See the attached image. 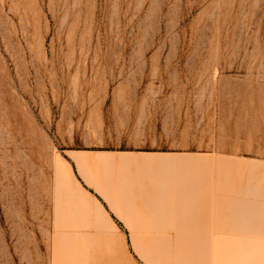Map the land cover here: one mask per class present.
<instances>
[{"label":"rangeland","instance_id":"1","mask_svg":"<svg viewBox=\"0 0 264 264\" xmlns=\"http://www.w3.org/2000/svg\"><path fill=\"white\" fill-rule=\"evenodd\" d=\"M0 264H264V0H0Z\"/></svg>","mask_w":264,"mask_h":264},{"label":"bare ground","instance_id":"2","mask_svg":"<svg viewBox=\"0 0 264 264\" xmlns=\"http://www.w3.org/2000/svg\"><path fill=\"white\" fill-rule=\"evenodd\" d=\"M116 161V160H115ZM114 161V162H115ZM117 162V161H116ZM115 162V163H116ZM116 166V165H115ZM89 168H90V170H92V171H94L95 169H93L92 167H90L89 166ZM88 168V169H89ZM89 171V170H88ZM96 171V170H95ZM90 172V171H89ZM90 174H92L91 175V177H92V180L94 181V186H95V189H96V191L97 192H99L101 195H102V197L104 198V199H106L107 201H108V203L110 204V206H111V208L113 209H115V210H117V212H118V214L121 216V217H123V219L124 220H126V222L127 221H131L132 220V222H133V219H135V220H137V219H141V218H143V216H145V215H141L140 216V214L141 213H135V212H131L129 209H127V208H123V202L121 201V200H119V199H116L115 200V197H114V200H110L109 199V195H110V192H109V189H108V187H110L109 186V183L106 181V180H103L102 179V177H100V176H98V175H96L95 174V172H93V173H91L90 172ZM114 179H115V177H114ZM114 186V188H115V185H113ZM133 192H134V190H133ZM113 193H115V190H114V192ZM90 195V197L89 196H86L87 197V199H88V201H90V202H92L93 203V205H94V208L96 209V212H97V215H98V217L103 221V222H105L106 223V225H107V231H106V236L107 237H109L110 239H117V238H120V230H119V228L113 223V221L111 220V218H110V216H109V214H108V212L105 210V208L103 207L104 205H102L101 204V202L97 199V198H95L94 196H92V194H89ZM173 195V194H172ZM172 195H171V197H172ZM113 196H115V195H113ZM132 198H133V196H132ZM133 200V199H132ZM140 202V201H139ZM138 202V203H139ZM171 202H172V198H171ZM133 204V203H132ZM140 205V204H139ZM173 207V206H172ZM172 207H171V209H172ZM113 209V210H114ZM134 209V208H133ZM114 218V217H113ZM144 218H146V217H144ZM172 220V219H171ZM143 221V220H142ZM116 223V222H115ZM130 224V222L129 223H127V225H129ZM133 225V224H132ZM144 225V224H143ZM145 232V231H144ZM143 232V233H144ZM147 233V232H146ZM149 233V232H148ZM162 233V232H161ZM150 234V233H149ZM158 234V233H157ZM160 234V233H159ZM162 235V234H161ZM134 241V240H133ZM136 241V240H135ZM136 243V242H135ZM139 243V242H138ZM136 246H138V245H136ZM136 249H137V247H136ZM211 250V249H210ZM208 255V254H207Z\"/></svg>","mask_w":264,"mask_h":264},{"label":"crops","instance_id":"3","mask_svg":"<svg viewBox=\"0 0 264 264\" xmlns=\"http://www.w3.org/2000/svg\"><path fill=\"white\" fill-rule=\"evenodd\" d=\"M136 222V221H135ZM138 223L137 224H140L141 222L140 221H137ZM140 222V223H139ZM114 223V222H113ZM115 224V223H114ZM142 224H144V225H142V226H144V227H148V228H152V229H155L156 228V230H146L144 233H145V236L146 237H152V235H155V237H157V238H161V237H166L167 236V233H166V226L165 225H158L157 223H155L154 225H152L153 224V222L152 221H145L144 223H142ZM118 228H119V226L117 225V224H115ZM138 227L140 226V225H137ZM162 228V229H161ZM119 230H120V228H119ZM147 232V233H146ZM150 234H149V233ZM162 232V233H161ZM158 233V234H157ZM160 233V234H159ZM162 234V235H161ZM109 238V237H108Z\"/></svg>","mask_w":264,"mask_h":264}]
</instances>
